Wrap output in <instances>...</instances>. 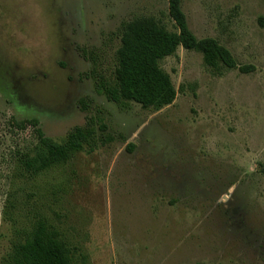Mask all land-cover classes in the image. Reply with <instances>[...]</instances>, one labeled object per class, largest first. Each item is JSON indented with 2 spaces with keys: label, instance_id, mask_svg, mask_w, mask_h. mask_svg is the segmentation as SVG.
<instances>
[{
  "label": "rangeland",
  "instance_id": "rangeland-1",
  "mask_svg": "<svg viewBox=\"0 0 264 264\" xmlns=\"http://www.w3.org/2000/svg\"><path fill=\"white\" fill-rule=\"evenodd\" d=\"M183 10L198 38L256 70L215 71L180 47L161 62L177 97L156 111L109 101L92 76L114 79L133 19L176 30L168 0H0V264L39 219L86 264H264V0ZM89 117L110 143L23 174L37 128L62 141Z\"/></svg>",
  "mask_w": 264,
  "mask_h": 264
},
{
  "label": "trees",
  "instance_id": "trees-1",
  "mask_svg": "<svg viewBox=\"0 0 264 264\" xmlns=\"http://www.w3.org/2000/svg\"><path fill=\"white\" fill-rule=\"evenodd\" d=\"M168 2L176 30L168 29L155 18L138 17L126 23L114 79L108 80L96 72L92 76L98 94L119 106L136 102L145 109L158 111L171 105L178 91L161 62L175 55L180 47L202 54L204 64L215 71L238 69L248 74L256 70L253 65H240L217 39L198 38L189 26L183 0ZM81 103L83 110H87L86 100ZM28 124L37 127L38 120L16 122L20 130H26ZM108 129L102 121L89 117L86 125L73 128L62 141H57L37 128V145L21 155L19 165L24 169L23 174L36 177L66 164L79 153L96 151L113 140ZM14 206L11 202V207ZM86 258L46 219H39L13 241L5 264H80L78 259L86 264Z\"/></svg>",
  "mask_w": 264,
  "mask_h": 264
}]
</instances>
